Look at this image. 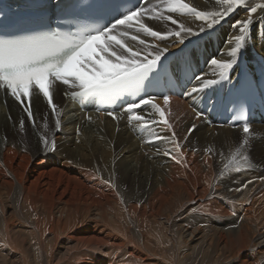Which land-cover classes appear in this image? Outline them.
I'll list each match as a JSON object with an SVG mask.
<instances>
[{
	"label": "bare ground",
	"instance_id": "6f19581e",
	"mask_svg": "<svg viewBox=\"0 0 264 264\" xmlns=\"http://www.w3.org/2000/svg\"><path fill=\"white\" fill-rule=\"evenodd\" d=\"M224 7L220 0H146L136 18L103 36L107 59L115 60V52L138 63L180 48L196 61L191 44L205 46L204 67L182 95H169L167 105L162 96H148L151 103L110 115L75 97V79L63 85L52 77L56 110L33 88L29 119L0 88V243L19 264H123L128 249L149 264H163L166 256L167 264H178V257L182 264L189 257L193 264L210 263V250L219 264H262L264 120L251 118L245 134L244 124H209L193 101L207 81L234 77L254 64L264 69V0L233 5L210 26L198 19V12ZM246 19L244 40L222 76L241 34L239 21ZM181 238L205 247L183 256Z\"/></svg>",
	"mask_w": 264,
	"mask_h": 264
},
{
	"label": "snow or ice",
	"instance_id": "6c2138e0",
	"mask_svg": "<svg viewBox=\"0 0 264 264\" xmlns=\"http://www.w3.org/2000/svg\"><path fill=\"white\" fill-rule=\"evenodd\" d=\"M244 2L245 0H220V3L225 6L222 12H198L197 16L199 20H210L208 24V26H210L233 11V5L238 7L244 4ZM185 7L187 6L185 5ZM190 10L194 11V9ZM140 11V9H137L136 11L130 12L128 15L124 16L123 19L118 20L112 27L115 28L125 21L133 20L140 14ZM253 11H255V9H253ZM217 17H219V19H217ZM169 19H171V17H169ZM249 23V19L239 21L241 34L235 36L236 46L231 49L233 59L223 63L222 67L224 72L222 76L231 68L236 53L244 40V35L248 29ZM188 31L190 32L191 29ZM106 34L107 31L89 36L86 39L74 41L62 40L57 36H52L27 43L0 42V88H6L11 93V96L24 106V111L27 112L28 118L32 119L34 100L31 98L30 94L34 87L38 88L39 93H42L43 97L47 99V104L51 106L53 112L57 108V104L53 102L52 94L49 90V85L51 84L49 77H54L56 80L63 81V85H68L70 83L69 77H75V81L79 82L78 86L81 91H97L113 87L141 72H146L148 69L155 66L156 62L161 57V54L158 53L154 59L147 63H138L135 59L129 60L126 56L118 55L113 52L112 55L115 57V60H109L105 55L107 49L101 45L96 46L97 49H99L98 51H91L86 55L82 54L85 47L94 41L100 40L101 36ZM151 35L161 36L162 34L160 32H151ZM176 35L180 34L177 33ZM111 39L116 40V37H112ZM128 51H131V49ZM133 55L136 56L138 54L133 53ZM77 56H79L77 69L75 71H68L69 62ZM218 63L220 62L215 59L212 61V64ZM214 82L215 81H207L205 82V86ZM192 91H197V89L193 88ZM58 92L61 95L67 94L63 89H59ZM25 97H29V99L26 101ZM151 102V98L148 101H141L142 104ZM163 102L167 105L169 103V97H163ZM137 107L136 104H130L128 106L130 111L135 110ZM159 115L163 123L168 125L169 120L166 118L165 111L159 110ZM113 118L115 119V117ZM137 119H140V117L137 116ZM59 127V122H57V128ZM169 127H171V125H169ZM194 129L195 124H193L192 128L189 130V136ZM249 131V126L245 124L243 126V132L247 134ZM173 135H175V133H173ZM54 146L55 143H53V150ZM177 147L180 148L182 146L177 144ZM171 158L175 160L176 156H172ZM233 190L234 189H230V192ZM235 190L239 191L240 189L237 188ZM262 264H264V259H262Z\"/></svg>",
	"mask_w": 264,
	"mask_h": 264
},
{
	"label": "rangeland",
	"instance_id": "374dc122",
	"mask_svg": "<svg viewBox=\"0 0 264 264\" xmlns=\"http://www.w3.org/2000/svg\"><path fill=\"white\" fill-rule=\"evenodd\" d=\"M168 25H170V24H168ZM49 127V126H48ZM50 128V127H49ZM31 212V211H30ZM10 225V224H9ZM80 235V234H79ZM81 235H83V234H81ZM28 239L30 238L29 236H27V235H25ZM164 240V237H163V239H162V242H165V241H163ZM121 241V240H120ZM4 241H2V243H3ZM121 242H123V241H121ZM2 243H0V245H2ZM178 244L180 245V252L182 253V255L184 256V254L186 253L187 255H193V254H196V253H199L201 250H203L204 249V247H205V244L203 243V241H200V242H192L191 240H187V239H185V238H181L180 240H178ZM130 252H126V254L127 253H129V254H127V255H125V257H121L123 260H121L120 262L121 263H123V264H143V263H140V261L142 262V261H144L145 259H144V257H145V255H142V254H135V250H132V249H128ZM172 250H173V248H172ZM118 251H120V250H118ZM131 252H133V253H131ZM179 252V253H180ZM213 251H211L210 250V263H205V264H219V261H220V259H216L217 257H216V254H214V253H212ZM116 253H117V255H116ZM120 253L121 252H115L114 253V255H115V259H117L118 258V255H120ZM132 256H131V255ZM137 256L138 255V258L140 257V260L137 258V259H135V255ZM117 256V257H116ZM130 256H131V258H130ZM143 258V259H142ZM10 259H14V262L13 263H18L19 264V261L17 260V257H15V256H11L10 254H8V252L3 248V245H2V247L0 246V264H13V263H10L9 261H10ZM81 259V258H80ZM132 259H134V260H132ZM149 259V258H148ZM161 259H163V258H161ZM170 258L168 257V256H166L165 258H164V261L166 262V264H167V260H169ZM83 260V259H82ZM82 260H79V259H76V261L77 262H75V260H74V262L72 261V263H74V264H87V263H85V262H83ZM125 260H129V261H127V262H125L124 263V261ZM150 260V259H149ZM171 260V259H170ZM183 260H184V258H183ZM79 261V262H78ZM152 261V260H151ZM159 261V263L162 261V260H153V262H152V264H157V262ZM165 262L163 263V264H165ZM176 262L178 263V264H182V262H181V259H180V257H178L177 259H176ZM186 262V264H193V258L192 257H189V260H185L184 261V263ZM110 263H112V262H110ZM145 263H151V262H149L148 260H145L144 261V264Z\"/></svg>",
	"mask_w": 264,
	"mask_h": 264
}]
</instances>
